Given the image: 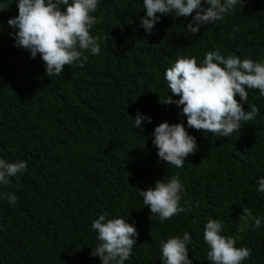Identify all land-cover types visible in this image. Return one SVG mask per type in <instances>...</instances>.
Returning a JSON list of instances; mask_svg holds the SVG:
<instances>
[{
  "label": "trees",
  "instance_id": "trees-1",
  "mask_svg": "<svg viewBox=\"0 0 264 264\" xmlns=\"http://www.w3.org/2000/svg\"><path fill=\"white\" fill-rule=\"evenodd\" d=\"M0 10V158L27 163L26 172L0 186V193L17 196L14 205L0 197V264H101L90 255L97 243L90 225L105 212L128 215L139 233L125 264H160L159 242L184 231L192 236L193 264H209L208 219L221 220L224 234L235 236L244 207L264 214L255 183L264 176L258 90H248L243 107L255 104L260 114L240 131L218 137L187 129L198 151L182 168L159 160L150 136L164 121L186 126L175 105H161L169 95L161 74L170 59L195 56L199 63L215 49L264 59V0H241L232 14L195 34L183 28L191 17L171 15L147 34L138 27L142 0H99L90 34L99 38L100 54L85 52L83 68L65 65L52 77L39 54L33 59L14 46L6 21L18 14L15 0H0ZM137 109L152 122L133 129ZM172 175L180 176L181 204L190 210L163 223L151 220L138 192ZM236 246L251 249L242 264H264V225L241 233Z\"/></svg>",
  "mask_w": 264,
  "mask_h": 264
},
{
  "label": "clouds",
  "instance_id": "clouds-1",
  "mask_svg": "<svg viewBox=\"0 0 264 264\" xmlns=\"http://www.w3.org/2000/svg\"><path fill=\"white\" fill-rule=\"evenodd\" d=\"M241 0H142V17L138 27L151 34L162 16L188 18L185 31L199 32L204 25H212L232 14ZM18 14L6 23L14 46L27 51L30 58L39 54L48 77L60 76L65 65L83 68L88 57L101 52L99 38L90 34L96 24L93 15L99 0H15ZM2 11V10H0ZM238 30V29H235ZM164 87L169 95L161 105H175L183 122L159 123L151 132V143L159 160L175 168H182L185 158L198 151L196 137L188 130L196 129L218 137H229L240 131L241 125L253 121L260 114L255 104L248 102V90H258L264 97V59L240 58L235 54L222 55L219 49L208 51L197 62L195 56L172 58L163 67ZM239 97V100L234 96ZM174 97H178L174 99ZM132 128H141L142 122L150 124L151 117L137 109ZM147 139V137H145ZM27 171L24 160L8 161L0 158V186L10 183V178ZM256 190L264 194V176L255 181ZM184 185L179 175L155 181L154 186L140 190L144 206L150 210V219L165 220L186 212L181 198ZM14 205V193H0ZM196 202L192 207H198ZM128 215L109 218L107 212L91 222L97 243L90 255L98 257L101 264H125L139 235L135 224L127 222ZM236 235L224 234V224L219 219H208L203 226V241L207 245L209 264H242L251 256V249L237 247L240 234L249 228L259 230L264 225V214L254 215L244 207L239 216ZM192 236L188 231L172 235L159 242L160 264H193L189 257Z\"/></svg>",
  "mask_w": 264,
  "mask_h": 264
}]
</instances>
